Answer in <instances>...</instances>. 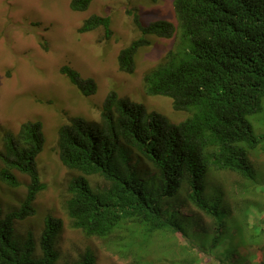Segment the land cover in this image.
Returning a JSON list of instances; mask_svg holds the SVG:
<instances>
[{
    "label": "trees",
    "instance_id": "trees-1",
    "mask_svg": "<svg viewBox=\"0 0 264 264\" xmlns=\"http://www.w3.org/2000/svg\"><path fill=\"white\" fill-rule=\"evenodd\" d=\"M91 1L71 0L70 8L84 11ZM173 5L177 26L163 19L143 25L132 14L140 36L120 51L117 63L120 71L131 74L137 50L150 45L147 36L175 38L166 61L146 73L143 81L148 95L169 97L174 110L185 111L188 117L174 124L109 91L99 120L70 118L57 138L61 163L78 172L67 186L66 213L71 227L88 237L106 240L125 229L127 235L117 237L123 251H134L144 264L155 263L145 258V252L157 233L173 238L181 233L203 248L226 242L218 264H252L248 260L252 254L242 256L239 251L247 241L258 242L264 235L257 224L249 225L244 213L249 204H258L243 201L239 220L230 217V208L221 202L222 192L210 196L206 190L212 171L258 179L250 157L264 151V130L257 131L254 122L264 114V0H173ZM100 26L109 36L108 17L90 16L80 30ZM60 72L81 95L97 91L92 78H82L68 65ZM43 144L40 121L25 122L16 135L3 136L0 181L18 187L15 172H19L28 183L18 207L4 211L0 205V264H57L59 218H45L39 254L31 231L19 237L14 229L16 220L35 214L33 201L46 186L36 165ZM140 162L152 167V176L141 177L136 167ZM90 176L102 178L105 185L93 187ZM184 190L186 200L213 221L210 231L187 232L190 223L166 202L178 201ZM188 246L181 245L179 264L197 262ZM68 264H95V257L86 250Z\"/></svg>",
    "mask_w": 264,
    "mask_h": 264
},
{
    "label": "rangeland",
    "instance_id": "rangeland-1",
    "mask_svg": "<svg viewBox=\"0 0 264 264\" xmlns=\"http://www.w3.org/2000/svg\"><path fill=\"white\" fill-rule=\"evenodd\" d=\"M69 2L0 0V148L6 132L16 135L20 126L28 121H40L44 135L43 150L36 158V165L40 180L46 186L33 201L35 214L15 221V234L23 237L27 231H31L35 251L39 254L38 244L44 220L51 215L62 221L55 244L59 254L57 264L73 263L86 250L93 253L95 264H144L138 261L134 251H123V244L117 237H125V229L103 240L88 237L71 227L65 209V202L69 198L67 186L78 172L62 165L57 137L59 128L72 117L99 120L102 103L110 90L120 97L143 104L149 112L162 114L171 123H179L188 117L187 112L173 109L170 98L147 95L144 88V74L166 61L175 47L174 38L148 36L151 43L137 50L132 74L121 72L117 65L121 49L140 36L132 13L126 10L135 11L142 24L165 19L176 25L173 0H93L88 10L82 12L71 10ZM93 14L110 18L109 36H105L102 27L80 30L84 19ZM63 65L78 71L82 78H93L97 84L96 93L82 96L60 73ZM254 122L257 131L264 130V114ZM250 159L257 169V181H249L227 170L212 171L208 176L209 187L206 191L211 193L210 196L214 191H218V194L222 192L221 202L230 208V217H238L239 220H242L239 208L243 206V201L257 203L259 207L249 204L244 213L248 215L250 226L257 224V229L264 231V151L260 149L254 152ZM136 167L143 178H149L154 173L145 162L136 164ZM15 174L20 181L18 187H9L0 181V205L4 211L18 207L26 194L28 177L19 172ZM89 179L95 188L105 185L98 176H90ZM166 202L173 210H179L190 223L187 232L211 230L213 221L186 200L185 190L178 201ZM240 238L235 237L238 241ZM188 239L181 233L174 238L169 234L157 233L146 249L145 258L154 264H179L183 256L181 245L185 244L190 245V250L196 253L195 264H218L226 242L203 248L196 240ZM240 247V255L252 254L248 258L250 263H264V235L258 242L247 241Z\"/></svg>",
    "mask_w": 264,
    "mask_h": 264
},
{
    "label": "clouds",
    "instance_id": "clouds-1",
    "mask_svg": "<svg viewBox=\"0 0 264 264\" xmlns=\"http://www.w3.org/2000/svg\"><path fill=\"white\" fill-rule=\"evenodd\" d=\"M71 1V0H70ZM93 1V0H92ZM92 1H91V3H92ZM91 3H90V5H91ZM90 5L88 6V8L90 7ZM69 7H70V2H69ZM88 8L86 9V10H88ZM173 8H174V5H173ZM71 9V8H70ZM72 10V9H71ZM86 10H84V11H86ZM74 11V10H73ZM128 11H130L129 9H127L126 10V12H128ZM77 12H82V11H77ZM175 12V11H174ZM129 13V12H128ZM131 13L133 14V13H135V11H131ZM137 14V13H136ZM138 15V14H137ZM90 16H94V14L93 15H90ZM89 16V17H90ZM96 16H100V15H96ZM133 16V15H132ZM89 17H87V18H89ZM101 17H108V16H101ZM87 18H85L84 20H86ZM109 18V17H108ZM138 18H139V16H138ZM175 19H176V16H175ZM158 20H162V19H158ZM163 20H165V19H163ZM109 21H110V18H109ZM140 21V20H139ZM155 21H157V20H155ZM168 21V20H167ZM84 22V21H83ZM141 22V21H140ZM152 22H154V21H152ZM170 22V21H169ZM176 22H177V20H176ZM151 23V22H150ZM172 23V22H171ZM83 24V23H82ZM149 24V23H148ZM174 24V23H173ZM143 25H147V24H143ZM175 25V24H174ZM175 26H177V24L175 25ZM101 27V26H100ZM110 28V27H109ZM93 30V29H92ZM104 30V29H103ZM104 34H105V32H104ZM109 35H110V33H109ZM106 36V35H105ZM151 36H153V35H151ZM107 37V36H106ZM148 37V36H147ZM156 37V36H155ZM161 38H163V37H161ZM148 39V38H147ZM167 39H171V38H167ZM173 39V38H172ZM175 39V38H174ZM150 41V40H149ZM151 43V42H150ZM149 46V45H148ZM127 47V46H126ZM125 47V48H126ZM142 48V47H141ZM124 49V48H123ZM122 50V49H121ZM172 51V50H171ZM120 53V52H119ZM119 55V54H118ZM118 57V56H117ZM134 61H135V56H134ZM117 65H118V63H117ZM160 65V64H159ZM62 67V66H61ZM70 67V66H69ZM157 67V66H156ZM155 67V68H156ZM73 69V68H72ZM119 69V68H118ZM154 69V68H153ZM153 69H151V70H153ZM75 70V69H74ZM135 70V69H134ZM150 70V71H151ZM78 72V71H77ZM122 72V71H121ZM149 72V71H148ZM147 72V73H148ZM61 73V72H60ZM125 73V72H124ZM62 74V73H61ZM128 74V73H127ZM132 74V73H131ZM146 74V73H145ZM144 74V75H145ZM65 76V75H64ZM81 76V75H80ZM144 77V76H143ZM93 79V78H92ZM96 83V82H95ZM97 85V84H96ZM74 86V85H73ZM75 87V86H74ZM76 88V87H75ZM145 88V87H144ZM77 89V88H76ZM110 91H114V90H110ZM96 93V92H95ZM94 93V94H95ZM108 94V93H107ZM147 94V93H146ZM93 95V94H92ZM118 95V94H117ZM148 95V94H147ZM83 96V95H82ZM90 96V95H89ZM119 96V95H118ZM150 96H152V95H150ZM155 96H157V95H155ZM85 97H87V96H85ZM106 97V96H105ZM120 97V96H119ZM125 98V97H124ZM167 98H169V97H167ZM130 100V99H129ZM133 102V101H132ZM136 103V102H135ZM103 104V103H102ZM139 104H141V103H139ZM143 105V104H142ZM145 107V106H144ZM146 109V108H145ZM174 109V108H173ZM147 110V109H146ZM177 111V110H176ZM147 112H149L148 110H147ZM152 112H155V111H152ZM185 112V111H184ZM157 113V112H156ZM160 114V113H159ZM162 115V114H161ZM75 117H78V116H75ZM79 117H81V116H79ZM165 117V116H164ZM100 118V117H99ZM84 119H86V118H84ZM186 119V118H185ZM86 120H88V119H86ZM168 120V119H167ZM69 121V120H68ZM90 121H97V120H90ZM183 121V120H182ZM170 122V121H169ZM68 123V122H67ZM175 124V123H174ZM43 132V131H42ZM44 136V135H43ZM58 138V137H57ZM43 146H44V144H43ZM58 149V148H57ZM42 150H43V148H42ZM41 150V151H42ZM41 153V152H40ZM39 153V154H40ZM38 154V155H39ZM37 155V156H38ZM58 155H59V153H58ZM37 158V157H36ZM63 165V164H62ZM64 166V165H63ZM68 169V168H67Z\"/></svg>",
    "mask_w": 264,
    "mask_h": 264
}]
</instances>
